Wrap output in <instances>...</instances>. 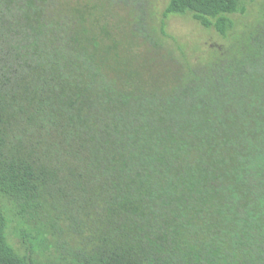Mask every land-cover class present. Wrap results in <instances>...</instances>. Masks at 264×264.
Wrapping results in <instances>:
<instances>
[{"label":"trees","instance_id":"16d2710c","mask_svg":"<svg viewBox=\"0 0 264 264\" xmlns=\"http://www.w3.org/2000/svg\"><path fill=\"white\" fill-rule=\"evenodd\" d=\"M108 1L156 45L147 0ZM58 8L0 0V264H264V5L232 55L155 89ZM244 13L163 15L227 37Z\"/></svg>","mask_w":264,"mask_h":264},{"label":"rangeland","instance_id":"374dc122","mask_svg":"<svg viewBox=\"0 0 264 264\" xmlns=\"http://www.w3.org/2000/svg\"><path fill=\"white\" fill-rule=\"evenodd\" d=\"M57 1L60 13H83L90 36L103 38L111 47V58L123 62L122 67L133 72L145 89L171 88L177 76L189 69L232 55L245 33L260 22L264 5V0H244L245 13L233 15L235 29L223 37L213 29H205L191 15H173L165 20L163 13L169 0H147L149 27L156 41V45H149L134 35L132 13L122 5L108 0ZM12 242L20 247L16 235Z\"/></svg>","mask_w":264,"mask_h":264}]
</instances>
